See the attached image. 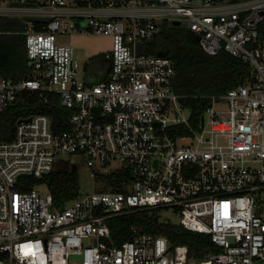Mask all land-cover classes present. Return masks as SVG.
<instances>
[{"label": "built area", "instance_id": "built-area-1", "mask_svg": "<svg viewBox=\"0 0 264 264\" xmlns=\"http://www.w3.org/2000/svg\"><path fill=\"white\" fill-rule=\"evenodd\" d=\"M0 18L19 24L29 70L20 80L0 76V112L57 98L68 126L57 131L39 112L0 141V264H264V0H0ZM175 22L207 54L227 52L249 67L244 84L209 97L199 130L175 91V61L143 51ZM75 36L112 38L101 81L64 43ZM76 154L104 190L80 189L57 207L48 186L19 189L22 178L45 179L59 156ZM125 169L122 190L107 188ZM169 209L216 249L195 259L137 226L115 243L110 219Z\"/></svg>", "mask_w": 264, "mask_h": 264}, {"label": "trees", "instance_id": "trees-1", "mask_svg": "<svg viewBox=\"0 0 264 264\" xmlns=\"http://www.w3.org/2000/svg\"><path fill=\"white\" fill-rule=\"evenodd\" d=\"M19 28L16 21L0 18V76L15 80L27 78L29 75L25 37L15 33ZM260 35L264 38V24L260 27ZM144 47L143 51L175 61L177 76L174 88L182 95V106L190 112L189 123L195 130L200 129L203 114L211 105L209 97L221 96L239 87L249 75V67L242 59L227 52L215 56L207 54L198 37L182 26L168 25ZM99 81L101 80H92ZM39 112L54 117L55 130L67 129V112L59 105L57 98H53L47 107L34 98H28L0 112V141H11L18 121ZM179 129L185 131L184 127ZM130 179L131 172L128 169L117 171L108 176V184L111 185L107 188L121 191L120 183ZM44 183L53 194V204L57 207H64L81 189L79 175L65 169L55 170L45 179L22 178L18 187L21 191H30ZM108 225L117 245L131 240L132 227L137 226L147 233L166 236L173 248L187 246L190 257L195 259H204L216 249L209 236L187 231L178 224L163 220L160 210L115 217L108 221Z\"/></svg>", "mask_w": 264, "mask_h": 264}, {"label": "rangeland", "instance_id": "rangeland-1", "mask_svg": "<svg viewBox=\"0 0 264 264\" xmlns=\"http://www.w3.org/2000/svg\"><path fill=\"white\" fill-rule=\"evenodd\" d=\"M64 43L72 46L74 55L81 65L93 63V79L100 80L103 74L99 71V63L104 54L113 50L112 38L107 36H75L73 38H66ZM96 72L97 76L95 77ZM118 165V163H115L113 167ZM55 168V170L65 169L77 173L80 178V188L83 192L91 193L104 190V181L91 176L87 157L84 154L61 155L57 159ZM39 189L41 192H44L47 190V185H41ZM262 200L264 201V194L262 195ZM161 216L163 220L170 221L173 224L180 223V216L171 209L163 210Z\"/></svg>", "mask_w": 264, "mask_h": 264}, {"label": "crops", "instance_id": "crops-1", "mask_svg": "<svg viewBox=\"0 0 264 264\" xmlns=\"http://www.w3.org/2000/svg\"><path fill=\"white\" fill-rule=\"evenodd\" d=\"M101 65V66H100ZM99 66L100 67H104V63H99ZM100 71V73H102L103 75H102V77H101V79L100 80H102V79H104V76H105V74H104V70L102 69V70H99ZM97 74V72L95 73V75ZM93 80H97V79H93Z\"/></svg>", "mask_w": 264, "mask_h": 264}, {"label": "water", "instance_id": "water-1", "mask_svg": "<svg viewBox=\"0 0 264 264\" xmlns=\"http://www.w3.org/2000/svg\"><path fill=\"white\" fill-rule=\"evenodd\" d=\"M173 25L174 26H180V23L179 22H175Z\"/></svg>", "mask_w": 264, "mask_h": 264}]
</instances>
